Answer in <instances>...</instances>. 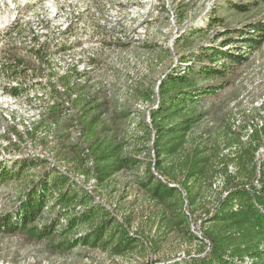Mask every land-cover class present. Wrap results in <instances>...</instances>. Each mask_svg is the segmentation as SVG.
<instances>
[{
	"label": "rangeland",
	"instance_id": "374dc122",
	"mask_svg": "<svg viewBox=\"0 0 264 264\" xmlns=\"http://www.w3.org/2000/svg\"><path fill=\"white\" fill-rule=\"evenodd\" d=\"M161 1L165 6L166 0H158L154 8L140 12L144 13L141 18L130 12L135 0H0V7L4 4L0 9V63L21 59L36 68L32 52L36 50L35 40H39L45 43L47 86L51 87L50 73L54 70L63 72L75 67L88 70L87 85L75 84L80 102L66 114L62 112L66 97L59 99L61 109L54 112L47 107V97L40 87L12 97L5 89L14 83L0 78V169L14 171L13 178L0 184V217L11 215L15 220L29 189L39 185L43 175L53 169L87 191L118 219L128 217L133 231L150 232L143 223L153 215L154 206L143 195L139 182L145 177L148 164L154 161V136L147 126L151 124V111L159 108V86L181 66L198 70L211 65L206 55L212 54V50L223 48L226 54H238L244 59L239 65L225 61L231 70L224 80L199 81L204 87L221 84L223 87L196 105L203 115L191 131L190 142L209 147L219 143L226 154L224 145L229 140H236L239 135L246 138L256 124L264 121V41L251 48L239 41L236 47L245 48L240 51L233 45H222L226 39L236 42L253 25H264V1L190 0L180 7L178 0H171L177 16L175 24ZM11 2L14 5L7 6ZM148 10L149 16L144 17ZM63 17L73 21L72 28L66 31L61 23ZM8 19L10 24L6 25ZM128 27L135 31L136 27L146 29L149 40L108 43L122 29L128 34ZM224 30L229 35L221 38ZM62 48L68 51L60 54ZM93 57L96 60L89 63ZM69 79H61V83L67 85L72 82ZM26 84L31 87L34 83L27 78ZM146 96H151V100L146 101ZM95 98L99 101L94 104L97 109L90 113V118L98 117L100 128L124 142L128 154L141 153L139 166L113 176L102 187L93 175L94 161L87 160L92 155L86 151L89 142L82 112L83 103ZM229 131L231 135L226 134ZM215 185L219 189L221 180L215 181ZM214 196L207 194L196 208L188 204L186 207L203 237L208 226L204 214L213 208ZM58 211L60 208L54 213L45 208L41 220L32 227L53 223ZM67 221L61 219V226L46 240L27 233L0 234V264H171L183 262L189 255L197 256L200 251L199 243L189 244L183 238L186 236L177 233L169 235L157 255L149 251L146 256L136 253L110 257L101 249L83 245L70 249V239L86 235L90 227L81 225L64 235Z\"/></svg>",
	"mask_w": 264,
	"mask_h": 264
},
{
	"label": "trees",
	"instance_id": "16d2710c",
	"mask_svg": "<svg viewBox=\"0 0 264 264\" xmlns=\"http://www.w3.org/2000/svg\"><path fill=\"white\" fill-rule=\"evenodd\" d=\"M252 30L255 31L254 35L251 34ZM227 35L228 32L224 30L221 38ZM235 40L226 39L222 45H233L238 51L245 50L244 47H236L239 41L249 48L262 45L264 25L251 26L246 34ZM221 49L212 50V54L206 55L211 65H204L198 70L186 66L184 74L179 75L184 68L181 66L159 86V108L151 111V124L147 126L154 136L152 143L155 157L148 164L145 177L139 182L143 195L154 206L153 215L145 218L146 222L143 223L150 228V232L147 229L133 231L128 217L118 219L87 191L73 185L67 176L50 169L43 175L39 185L35 184L29 189L27 200L18 217L14 216L15 220L11 215L0 217V234L27 233L38 240H46L56 227L61 226V219H67L64 235L72 233L81 225L90 227L86 235L70 239V249L83 245L101 249L110 257H126L136 253L146 256L149 251L157 255L169 235L177 233L186 236L183 238L189 244L199 243L200 251L197 256L189 255L185 261L171 264H242L246 258L254 264H263L264 158L260 160L258 171L257 154L264 148V121L251 129L247 139L239 135L238 139L229 140L224 145L226 154L219 143L209 147L189 140L191 131L202 120L203 114H200L196 105L223 87L222 84L204 87L199 81L215 78L224 80L231 70V65H226L225 61L239 65L244 59L238 54H226ZM63 78L70 77L60 78V83ZM64 86L71 91L75 88L70 81ZM51 87L56 103L49 109L55 112L61 109L59 99H70V96L58 94L54 83ZM19 90L10 88L9 93L21 96ZM80 97L78 94V98L72 101V108L78 106ZM88 100L82 106L84 130L89 142L86 151L92 155L87 160L94 161L93 175L98 186L102 187L113 176L139 166L141 153L128 154L124 142L102 130L97 122L98 117L90 118V113L97 109L94 104L99 99ZM149 100L151 96H146V101ZM71 107L63 103L62 112L66 114ZM226 134L231 135V132ZM13 173L0 169V184L13 178ZM217 180H221L219 189L214 188ZM210 193L215 194V202L213 208L204 214L208 226L203 239H200L190 230L186 207L188 204L196 208ZM45 208L52 213L57 208L60 211L53 223L33 228L32 225L41 220ZM77 208L80 210L77 211ZM206 243L210 244L208 249Z\"/></svg>",
	"mask_w": 264,
	"mask_h": 264
},
{
	"label": "built area",
	"instance_id": "2783aa9c",
	"mask_svg": "<svg viewBox=\"0 0 264 264\" xmlns=\"http://www.w3.org/2000/svg\"><path fill=\"white\" fill-rule=\"evenodd\" d=\"M157 1L158 0H135V6L130 8V12L135 14V15L137 14V16H140L141 18H143L142 14H144V13H140V12L143 11L144 9L154 8L155 5L156 6L158 5ZM166 1L167 2L165 4V6L161 1L162 6L166 8V10L169 14H171V21H173V24H175L176 23L175 19L177 16L175 14V12H176L175 8L172 7L173 1H171V0H166ZM136 2H137V4H136ZM189 2H190V0H178L177 3H179V6L181 7L182 5H186ZM2 5L3 6L0 7V9L4 8V4H2ZM7 6H10V4H7ZM118 7L120 9V6H118ZM11 13L14 14L13 9L11 10ZM11 13H9L10 16H12ZM145 14L146 15H144V17H148L149 16L148 14H150V11L148 10L147 13H145ZM75 15H79V14L76 13ZM151 17L154 20V16H152V14H151ZM11 18H13V17H11ZM137 18L138 17H136V19ZM61 23H62V26L64 27L63 31H66L67 29L72 28V26H73V21L72 20L68 21V19L66 17L61 18ZM121 31H123V32H120L117 36L112 37L108 43L119 45L121 43H128L131 41L133 43H143V42H146L149 40L148 32L144 28L139 27L137 30V27H136V31H135V30H132L130 27H128V34L125 31V29H122ZM254 32H255L254 30L251 31V33H253V34H254ZM32 36L34 38L37 37L34 34ZM35 45L36 46H34V47L36 48V50H34L32 52V54H33L34 60L36 62V68L30 67V65L28 63H26L24 60H21V59H20V61L10 60L9 61L10 63L6 61L3 63H0V78L1 77L6 78V80L7 79L11 80L14 83V85H9L5 89L9 95H11L9 93L10 88H18V89H20L19 91H21V94H24V93L28 94L27 92L37 91L40 87L41 89H43L42 91L44 92L43 94L45 95V97H47L46 102H47V107L49 108V107L55 105L56 99L52 97L53 96L52 95L53 88H51L50 86H47L44 82L45 79L47 78L45 75V67L46 66H45V59L43 56V54L45 52L44 51L45 43L40 42L39 40H35ZM60 48H61V46H60ZM228 49H230V48H228ZM67 51L68 50L66 48L65 49L62 48V49H60L59 52L61 54V52H67ZM95 60H96V57H93L89 60V63H92ZM185 67L186 66H184V68L181 69L179 75L184 74ZM50 74H52L51 81H52V83L55 84L56 91L58 92V94H60V95L68 94L70 96V99L66 98L62 102L64 103V105L66 107H71L72 101H74L76 98H78V93L75 92L74 90L71 91L70 89H68L64 85H62L60 83V78L70 77L72 80V82H71L72 86H74L75 84H81V86H85L88 83V81L85 80L88 76V70L87 71L79 70L78 68L75 67L74 69L64 70L63 72H61V71L57 72L54 70ZM27 78L31 79L32 82L34 83L31 85V87H29V85L26 84ZM27 86H28V88L24 89ZM11 96L12 97H19V96H13V95H11ZM250 132H251V130H250ZM248 136L249 135L246 136V139L248 138ZM9 141H10V139H9ZM152 152H153V157H155L154 150H152ZM262 158H264V148L261 149L257 154V169H258V171L260 170L259 164H260V160ZM153 171H154V169H153ZM214 188H216V185L214 186ZM186 214L189 215V224H190L191 232L194 233L200 239H203V233L200 232L201 228L200 227L195 228L194 224L191 221L192 218H191V216L187 210H186ZM207 245L209 248L210 244L207 243ZM248 261L250 262V264H254L252 262V260H250L248 258H246L242 262V264L245 262H248Z\"/></svg>",
	"mask_w": 264,
	"mask_h": 264
},
{
	"label": "bare ground",
	"instance_id": "6f19581e",
	"mask_svg": "<svg viewBox=\"0 0 264 264\" xmlns=\"http://www.w3.org/2000/svg\"><path fill=\"white\" fill-rule=\"evenodd\" d=\"M13 5H14V4L11 2L10 6L12 7ZM12 17H13V16H12ZM7 24H8V25L10 24V19L7 20L6 25H7ZM3 25H4V24H3Z\"/></svg>",
	"mask_w": 264,
	"mask_h": 264
}]
</instances>
